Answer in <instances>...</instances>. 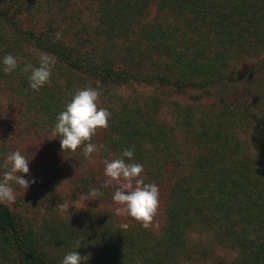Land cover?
<instances>
[{
	"label": "trees",
	"instance_id": "trees-1",
	"mask_svg": "<svg viewBox=\"0 0 264 264\" xmlns=\"http://www.w3.org/2000/svg\"><path fill=\"white\" fill-rule=\"evenodd\" d=\"M79 2L31 0V22L36 20L40 27L17 33L33 51L54 61L50 84L39 92L31 89V122L52 130L56 115L77 92L70 96L65 90L75 88L76 82L85 85V78L100 82L94 83L101 93L98 107L112 115L108 127L99 129L91 142H100L103 153L107 148V160L134 148L133 159L143 164L145 183L159 187V209L164 213L159 232L138 222L127 230L110 224L109 236L103 237L106 249L129 264H181L194 259L189 249L194 236L208 234L238 252L237 264H264V57L240 74L252 78L241 101L239 97L224 104L222 99L216 112L202 116L200 105L176 103L177 127L160 121L159 96L150 99L147 112L126 101L113 100L115 105L109 98L113 85L131 80L178 92H207L234 83L236 78L224 72L232 59L247 60L264 52V0H87L86 11L69 17L73 31L63 30L56 13L64 15ZM153 2L158 14L146 22ZM42 12L50 20L43 21ZM0 15L16 26L6 10ZM85 22L93 23L88 34L76 26ZM42 27L47 28L40 31ZM110 38L132 42L124 51L114 40L115 52L100 47ZM134 50L141 54L140 63H129L128 52ZM40 57L31 54V65L38 67ZM59 72L68 74L66 86ZM246 96L252 98L248 106ZM106 158L98 175L79 179L82 192L103 189ZM0 258L12 264H52L33 227L5 203L0 204Z\"/></svg>",
	"mask_w": 264,
	"mask_h": 264
},
{
	"label": "rangeland",
	"instance_id": "rangeland-1",
	"mask_svg": "<svg viewBox=\"0 0 264 264\" xmlns=\"http://www.w3.org/2000/svg\"><path fill=\"white\" fill-rule=\"evenodd\" d=\"M81 1L83 3L79 2V6L76 5L64 15L56 13L57 21L63 30L73 31L75 25L71 24L69 18L72 12L78 13L81 10H87L85 8L87 0ZM3 9L8 12L9 17H13L16 26L7 22L10 18L7 19L0 15V59L7 54H12L17 58L19 67L10 75L0 71V163L3 162L4 156L8 152L19 149L29 158H33L29 162L30 171L25 178H35L36 180V183L31 185L28 190L18 189L14 202L5 204L18 213L27 225L33 227L40 240L42 251L46 253L52 264H61V260L67 252L76 250L81 256L88 257L83 264H129L124 259H117L115 251L110 248L106 249L103 243V237L105 239L109 236L107 230L111 228V225L115 228L119 227L121 223L133 226L132 224L135 222L130 217L114 215L115 205L112 202L114 189L103 188L104 196L102 198H92L78 187V184H81L79 179H82L83 176L100 173L99 166L106 158L103 154L109 152L104 147L106 152L103 153L102 147H99L91 159H85L80 149L74 153L67 151L62 153L59 138L52 136V130L43 124L38 125L31 122V88L28 87L30 72H25L23 69L31 65V54L39 56L43 54L33 51L31 43L26 42L25 38L17 33V29L31 30V26L40 27V25L36 23V20L31 22V13L28 12V9H31V0H2L0 10ZM85 11L81 13L83 16H86ZM24 12L26 13L23 14ZM157 14V6L153 2L144 19L146 22L155 20ZM39 16H43V21L50 20L43 12ZM37 22L40 23V21ZM91 24L93 25V23ZM91 24L85 22L84 25L76 24V26L79 28V32L83 30L88 34L93 27ZM46 28L42 27L40 31ZM85 33L82 34V37L87 36ZM112 40L123 51L132 42L126 38H110L104 40L102 42L104 45H100V47L103 49L110 47L115 52ZM128 56L131 59L129 63L136 64L142 60L138 50L128 52ZM154 57L156 58V56ZM263 57L264 52L253 58H247V60H240L238 57L232 59L224 72L231 74L233 80L236 78L234 83H227L218 88L213 86L207 92L197 91L194 88L181 92L168 88L157 89L146 83L131 80L128 83L113 85L110 88L113 97L109 98L113 103L121 104L126 101L132 108L143 107L147 112L150 99L153 96H159L163 100V104L160 106V121L167 123L169 128L177 127L176 103L200 105L202 111L199 114L202 116L212 111L216 112L217 106L223 105L219 103L222 99L224 100L221 102L224 104L235 102L239 97L241 101L242 95L245 96V93L252 87V83H250L252 78H241L240 74L248 68H253L255 63ZM133 72L142 75L139 70L135 69ZM155 72L157 69L152 73ZM67 75L66 73L57 75L61 78L60 82L63 86H66L68 81L69 76ZM85 79V85L83 81L79 82L80 84L76 82L75 88L70 91L65 90V92H69V95L72 96L74 89L78 91L84 87L94 88V83L100 84L95 80ZM248 96L244 97L247 106L251 104L252 99ZM116 103L115 105H117ZM214 104L216 106H213ZM178 140L179 142L183 141L181 134L178 136ZM96 142L95 140V144ZM98 143V146L102 145L100 142ZM186 151L187 149L183 148L184 155ZM106 155L107 157L111 156V154ZM163 222L164 213L158 208L157 215L150 227L155 232H159ZM189 249L192 250L191 256L194 259L190 262L182 260L181 264H237L239 259L237 251L229 250L226 245L221 244L214 236L208 234H196ZM205 253L207 256H204ZM140 262L139 264H142ZM0 264L12 263L4 262L0 258Z\"/></svg>",
	"mask_w": 264,
	"mask_h": 264
},
{
	"label": "clouds",
	"instance_id": "clouds-1",
	"mask_svg": "<svg viewBox=\"0 0 264 264\" xmlns=\"http://www.w3.org/2000/svg\"><path fill=\"white\" fill-rule=\"evenodd\" d=\"M59 33L56 38L59 39ZM19 67L17 58L7 54L0 59V71L6 75L15 72ZM54 69V61L48 54L39 58V66H26L23 71L30 72L28 87L39 92L50 84ZM100 91L93 87L79 89L65 103L64 110L55 117L52 136L58 137L62 153H74L80 149L85 159H91L98 151L96 144L91 142L99 129H106L111 118V112L98 107ZM99 147H103L100 145ZM135 149L125 148L118 158L104 161L103 188L114 189L112 202L115 205L114 215L130 217L143 228H150L159 208V187L156 183H145L142 178L143 164L134 161ZM33 158L23 154L19 149L8 152L0 163V204L12 203L16 199L17 190L29 189L36 183L35 178L26 179L29 174V162ZM88 196L102 198L104 192L93 187ZM121 230H127L129 225L121 223ZM81 243L79 244L80 247ZM78 247V248H79ZM88 257L81 256L76 251L67 252L61 264H83Z\"/></svg>",
	"mask_w": 264,
	"mask_h": 264
}]
</instances>
